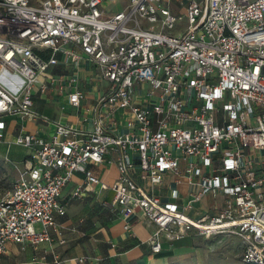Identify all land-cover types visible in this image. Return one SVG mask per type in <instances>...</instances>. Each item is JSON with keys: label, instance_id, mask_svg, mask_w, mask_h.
Here are the masks:
<instances>
[{"label": "built area", "instance_id": "built-area-1", "mask_svg": "<svg viewBox=\"0 0 264 264\" xmlns=\"http://www.w3.org/2000/svg\"><path fill=\"white\" fill-rule=\"evenodd\" d=\"M104 1L0 0V143L29 153L0 199V253L8 243H66L63 191L76 181L72 198L98 186L111 190L112 201L102 203L127 232L138 212L154 224L143 241L153 254L164 240L192 232L234 234L243 241L244 263L264 264V0H128L112 16ZM83 83L92 84L93 98ZM64 93L82 125L36 110L37 95ZM87 98L93 103L85 105ZM8 118L21 126L5 142ZM37 120L52 122L55 134L33 133L28 125ZM217 154L220 164L213 165ZM106 160L118 169L112 183L90 166ZM167 171L200 186L184 207L139 183H161ZM207 193H225V205L189 216Z\"/></svg>", "mask_w": 264, "mask_h": 264}, {"label": "crops", "instance_id": "crops-1", "mask_svg": "<svg viewBox=\"0 0 264 264\" xmlns=\"http://www.w3.org/2000/svg\"><path fill=\"white\" fill-rule=\"evenodd\" d=\"M106 2L109 0L104 1L103 9L112 16L121 11L127 5L128 0H113V10L104 6ZM177 12L182 13V10H177ZM83 69L85 76H90L93 73L89 63L85 62ZM54 70L67 72L70 67H57ZM82 86L86 91L92 89V84L89 83H83ZM87 94L93 98L90 90ZM91 98L85 99L84 104H92L94 100ZM35 102L36 110L48 116L52 121L60 120L73 125H82L79 111L69 105L67 93L52 95L49 99L37 95ZM6 121L5 142L12 141L21 126L18 120L13 118H8ZM28 126L33 133L46 138H51L55 134V126L52 122L37 120L29 123ZM124 131L125 129L121 127L120 132ZM2 144L4 142L0 143V145ZM220 156L219 154L215 156L213 165L220 164ZM28 157L29 153L26 150L23 163ZM90 166L106 182L112 183L118 176L117 166L110 164L108 160L101 165L91 163ZM184 168L185 164H182V170ZM211 169L212 166L202 167L203 172H210ZM75 177L80 180L82 175L76 173ZM200 177L201 175L195 176L196 182ZM139 183L149 194L160 197L163 202L174 203L180 207H184L191 196L200 189L199 185L190 183L185 174L177 176L171 171L163 174L161 183H153L150 179L142 178H139ZM75 186L76 181H72L63 191V199L69 201L67 215L60 217L66 243L61 244L57 239L53 244L44 243L38 247L29 246L25 249H22L18 244L8 243L7 251L0 253V264H86L79 261V258L83 256H87L91 260L87 264H167L171 260L170 255L164 254L166 245L171 242L164 240L163 250L159 254H153L150 245L143 243L150 238L156 230V226L149 223L141 212H138L134 217L132 234L124 229V221L109 208H103L94 217L92 216V223L89 224L84 215L86 207L82 204H74V202L91 197H98L101 201H112L114 193L111 190H101L98 186L95 193H85L82 197L72 198ZM226 199L225 193L217 195L207 193L201 199L194 201L187 213L193 218L215 214L225 205ZM74 207L77 210L72 211L71 209ZM194 233L197 234L196 232L190 234Z\"/></svg>", "mask_w": 264, "mask_h": 264}, {"label": "rangeland", "instance_id": "rangeland-1", "mask_svg": "<svg viewBox=\"0 0 264 264\" xmlns=\"http://www.w3.org/2000/svg\"><path fill=\"white\" fill-rule=\"evenodd\" d=\"M104 6L113 10V0H109ZM186 21L185 18L183 23L186 24ZM103 86L108 88L109 84L103 82ZM25 153V148L14 143L0 145V199L6 196L16 182L19 172L24 166ZM74 204H82L86 207L84 213L87 215H84L89 224L92 223V216L94 217L101 209L106 208L98 197L77 200ZM71 210H77V208L74 207ZM244 250L243 241L237 235L217 234L205 237L194 233L166 245L164 254L171 256V260L167 264H245L242 259ZM90 261L88 258L85 263H90Z\"/></svg>", "mask_w": 264, "mask_h": 264}]
</instances>
